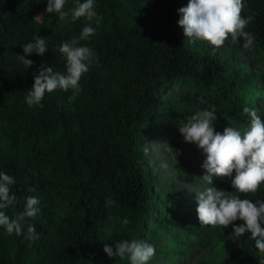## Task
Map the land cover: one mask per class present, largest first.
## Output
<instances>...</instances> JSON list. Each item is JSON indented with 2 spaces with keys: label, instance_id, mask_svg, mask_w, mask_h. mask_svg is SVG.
Segmentation results:
<instances>
[{
  "label": "trees",
  "instance_id": "trees-1",
  "mask_svg": "<svg viewBox=\"0 0 264 264\" xmlns=\"http://www.w3.org/2000/svg\"><path fill=\"white\" fill-rule=\"evenodd\" d=\"M47 2L0 0V172L14 177L17 198L4 211L14 217L28 196L41 209L30 219L40 237L34 242L0 226V264H130L104 251L124 239L155 247L148 264H259L250 231L236 238L231 225L201 224L196 192L208 185L192 178L174 144L198 151L202 165L203 150L178 130L198 109H215L220 134L249 127L244 107L264 120V0H245L241 14H254L246 28L254 48L229 36L215 52L206 41L189 43L178 24L177 10L190 0H94L101 19L87 41L79 40L85 18L61 21L46 14ZM74 6L66 0L64 10ZM36 36L46 37L48 51L27 56L33 65L25 69L18 54ZM74 38L96 58L80 95L70 103L71 90L57 89L45 93L42 108L29 107L35 75L45 64L66 71L58 47ZM163 135L169 149L155 153ZM232 178L214 176L211 186L264 200V183L255 193H235ZM108 199L115 204L106 206Z\"/></svg>",
  "mask_w": 264,
  "mask_h": 264
},
{
  "label": "clouds",
  "instance_id": "clouds-1",
  "mask_svg": "<svg viewBox=\"0 0 264 264\" xmlns=\"http://www.w3.org/2000/svg\"><path fill=\"white\" fill-rule=\"evenodd\" d=\"M66 0H48L46 14L56 13L61 21L71 18L76 21L85 18L88 21L81 31L79 40L87 41L95 34L96 28L91 26L100 19L94 9V0H75V6L65 9ZM247 7L245 0H190L186 7L177 11L181 18L178 24L184 29L189 43L206 41L214 46L213 52L225 44L231 37L233 43L243 41L242 47L246 51L254 48L256 37L246 28L254 21V14L242 16ZM41 16L35 17L39 19ZM48 51L46 37L36 36L32 42L23 45V55L18 54V60L29 68L33 61L27 56L33 53L43 56ZM58 51L66 61V71H54L51 66L43 65L38 75L34 77V84L27 91L25 102L29 107H43L41 103L45 93H52L60 89L65 92L71 90L69 102H73L80 95L82 88L80 80L89 72L96 62L93 51L87 46H78L76 38L62 42ZM199 98V103H205ZM243 112L249 117V127L240 131L234 127H227L223 134L215 132L213 122L216 121L215 109H198L186 122H179V132L185 143H193L203 150L206 159L201 167L206 170L202 179L207 183L202 191H197L198 219L204 226H222L223 229L232 226L233 236L240 238L244 233H251L255 247L261 253L259 264H264V200L253 202L241 199L233 192L212 187L213 177L232 178L231 185L235 193H255L264 183V120L258 115L256 108L244 107ZM15 184L14 177L0 172V226L9 235L22 236L24 240L34 242L40 237L30 219H35L41 209L40 201L34 196L26 197L23 211L9 217L6 211L16 203V196L11 194L10 186ZM30 192L35 191L29 188ZM115 201L108 199L106 206L110 207ZM240 220L243 224L236 225ZM123 225L131 224V220L124 218ZM104 251L109 257L128 259L130 264H148L155 255V247L144 240L124 239L115 244V248L105 244Z\"/></svg>",
  "mask_w": 264,
  "mask_h": 264
},
{
  "label": "rangeland",
  "instance_id": "rangeland-1",
  "mask_svg": "<svg viewBox=\"0 0 264 264\" xmlns=\"http://www.w3.org/2000/svg\"><path fill=\"white\" fill-rule=\"evenodd\" d=\"M167 142V136L163 135L158 141H156L153 144V151L155 153H158L160 150H162L163 148L169 149V146L166 145ZM174 148L176 149V151L180 154L183 155L185 157L188 158L189 160V172L192 175L193 179L199 178L201 179V172L202 174H205V170L201 167V161H200V157H199V153L198 151H193L190 150L188 147H185L183 144L181 143H175L174 144ZM195 187V183H193V188ZM187 264H196L195 261H189Z\"/></svg>",
  "mask_w": 264,
  "mask_h": 264
}]
</instances>
